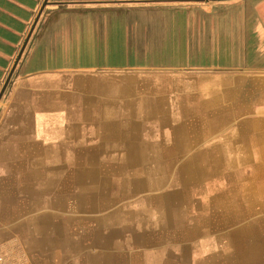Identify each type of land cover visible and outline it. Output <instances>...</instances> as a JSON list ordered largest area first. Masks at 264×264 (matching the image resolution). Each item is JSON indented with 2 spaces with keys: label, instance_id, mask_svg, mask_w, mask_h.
I'll use <instances>...</instances> for the list:
<instances>
[{
  "label": "crops",
  "instance_id": "obj_1",
  "mask_svg": "<svg viewBox=\"0 0 264 264\" xmlns=\"http://www.w3.org/2000/svg\"><path fill=\"white\" fill-rule=\"evenodd\" d=\"M15 66L0 264H264V0H0V94ZM67 172L73 192L53 191ZM114 173L125 200L112 205ZM134 212L150 237L119 231L143 225Z\"/></svg>",
  "mask_w": 264,
  "mask_h": 264
},
{
  "label": "bare ground",
  "instance_id": "obj_2",
  "mask_svg": "<svg viewBox=\"0 0 264 264\" xmlns=\"http://www.w3.org/2000/svg\"><path fill=\"white\" fill-rule=\"evenodd\" d=\"M77 150V149H76ZM117 153H113V151H112V157H119V156H122V157H127V158H132V155H130V154H126L125 152H126V150H115ZM152 151V150H151ZM161 151V150H160ZM168 151V150H167ZM152 153H154L153 151H152ZM212 153V152H211ZM119 154H122V155H119ZM125 154V155H124ZM174 154V153H173ZM172 154V155H173ZM176 154V153H175ZM264 154V153H263ZM262 154V155H263ZM154 155V154H153ZM152 155V156H153ZM171 155V156H172ZM186 155V154H185ZM261 155V156H262ZM159 156H161V155H159ZM177 156V155H176ZM163 158V157H162ZM172 158H174V156L172 157ZM171 158V159H172ZM227 158H228V156H227ZM246 159H247V157H245ZM245 159V160H246ZM165 160V159H164ZM220 160V159H219ZM253 160V159H252ZM175 161V160H174ZM199 161V160H198ZM131 163H132V161H131ZM220 163V162H219ZM226 163V162H225ZM169 164V163H168ZM187 164H188V162H187ZM102 165V164H101ZM104 165V164H103ZM215 165V164H214ZM227 165V164H226ZM251 165V164H250ZM262 165V164H261ZM93 166V165H92ZM106 166V165H105ZM183 166V165H182ZM252 166V165H251ZM257 166V165H256ZM100 167V166H99ZM131 167V166H130ZM202 167V166H201ZM199 168V167H192V169H188L189 171L191 170L193 173H195V174H202V171H200V169H202V168ZM217 167V166H216ZM259 167H261V166H259ZM258 167V168H259ZM104 168V167H103ZM166 168V167H165ZM182 168V167H181ZM153 169V168H152ZM183 169V168H182ZM204 169V168H203ZM255 169V168H254ZM257 169V168H256ZM161 170V169H160ZM170 170H173V169H170ZM185 170V169H184ZM260 170H261V175L263 174V170H262V167L260 168ZM59 171V170H58ZM83 171V170H82ZM84 171H85V169H84ZM181 171H183V170H181ZM158 172V171H157ZM239 172H241V171H239ZM238 171H237V173H239ZM56 173V172H55ZM151 173V172H150ZM149 173V174H150ZM164 173H165V171H164ZM192 173V174H193ZM54 174V173H53ZM67 174H68V172H67ZM107 174V173H106ZM105 174V175H106ZM240 174V173H239ZM63 175V174H62ZM81 175V174H80ZM109 175V174H108ZM176 175V174H175ZM190 175V174H189ZM209 175V174H208ZM246 175H247V172H246ZM264 175V174H263ZM64 176H67V175H64ZM70 176L71 175H69L68 174V178L67 179H64V180H61V179H58L57 181H53L52 183H53V187H52V189H53V191H60L61 193H72L73 192V188H75L74 187V185H73V180L72 179H69L70 178ZM77 176V175H76ZM163 176V175H162ZM240 176V175H239ZM78 177H80L79 175H78ZM161 177V176H160ZM171 177V176H170ZM207 176H205V178H206ZM210 177V176H209ZM219 177V176H218ZM244 177V176H243ZM94 178V177H93ZM155 178V177H154ZM177 178V177H176ZM204 178V177H203ZM220 178V177H219ZM258 178V177H257ZM256 178V179H257ZM106 179V178H105ZM216 179V178H215ZM222 179V178H221ZM236 179V178H235ZM77 180H81V178H78ZM96 180V179H95ZM206 180V179H205ZM211 180V179H210ZM261 180V179H260ZM99 181V180H98ZM121 179L118 177V175H115V173H114V175H113V177H112V205L113 204H118L122 199H124L125 198V195H123V194H120V192H122V191H124V188H122L121 190H119L120 188L117 186V185H119V186H122V184H121ZM174 181V180H173ZM256 181V180H255ZM263 181V180H262ZM84 182V181H83ZM209 184H211L209 181H207ZM224 182V181H223ZM251 182H253V180L251 181ZM79 183V182H78ZM85 183V182H84ZM90 183V182H89ZM105 183V182H104ZM109 183V182H108ZM164 183V182H163ZM238 183V182H237ZM254 183V182H253ZM162 184V183H161ZM149 185V184H148ZM153 185V184H152ZM223 185H224V183H223ZM81 186H83V185H81ZM85 186V185H84ZM161 186V185H160ZM164 186V185H163ZM170 186V185H169ZM104 187H106V186H104ZM108 187V186H107ZM149 187V186H148ZM168 187V186H167ZM176 187V186H175ZM153 188H155V187H153ZM208 188V187H207ZM45 189V188H44ZM89 189H91L90 187H89ZM165 189V188H164ZM168 189V188H167ZM88 190V189H87ZM108 190V189H107ZM110 190V189H109ZM117 190H119V191H117ZM129 190H130V188H129ZM163 190V189H162ZM161 190V191H162ZM207 191V190H206ZM104 192V191H103ZM159 192V191H158ZM220 192V191H219ZM239 192V191H238ZM242 192V191H241ZM107 193L109 194V192L107 191ZM134 193V192H133ZM148 193V192H147ZM153 193V192H152ZM101 194V193H100ZM146 194V193H145ZM150 194H151V192H150ZM193 194V193H192ZM70 195V194H69ZM199 195V194H198ZM214 195V194H213ZM235 195V194H234ZM57 196V195H56ZM74 196V195H73ZM154 196V195H153ZM159 196V195H158ZM211 196V195H210ZM215 196V195H214ZM100 197V196H99ZM131 197V196H130ZM150 197V196H149ZM157 197V196H156ZM199 197V196H198ZM216 197V196H215ZM223 197H224V194H223ZM46 198V197H45ZM43 199V198H42ZM68 200H66L65 202H62V201H60V202H57V204H56V206L57 207H59V208H63V207H67V208H73V207H75L76 205H75V203L71 200V199H69V198H67ZM134 199V198H133ZM246 199H248V198H246ZM125 200V199H124ZM147 200H153V199H147ZM146 199L145 200H142L143 202V204H147V201ZM221 200V199H220ZM234 200V199H233ZM252 200V199H251ZM171 201V198L169 199V197H166V198H161V199H159V204H168L169 202ZM175 201H177V200H175ZM209 201V200H208ZM45 202V201H44ZM122 202V201H121ZM214 202V201H213ZM260 202V201H259ZM149 203H150V201H149ZM219 203V202H218ZM221 203V202H220ZM243 203V202H242ZM251 203H252V201H251ZM152 204V203H151ZM170 204H172V203H170ZM176 204H179V205H182L180 202H177ZM184 204V203H183ZM223 204H225V205H227V206H230L231 205V202H223ZM244 204V203H243ZM201 205V204H200ZM119 206V205H118ZM121 206V205H120ZM81 208H84L85 209V211H87V212H92V213H94V211H93V209H94V206H93V203H92V200H91V198H85V200H83V202H82V207ZM120 208H122V207H120ZM174 208V207H173ZM189 208V207H188ZM250 208V207H249ZM263 208V207H262ZM37 209V208H36ZM118 209V208H117ZM191 209V208H190ZM207 209V208H206ZM255 209H257V208H255ZM41 210V209H40ZM49 210V209H48ZM74 210H77V209H74ZM203 210V209H202ZM214 210V209H213ZM175 211V210H174ZM39 212V211H38ZM107 212V211H106ZM221 212V211H220ZM219 212V213H220ZM37 213V212H36ZM46 213V212H45ZM121 213V212H120ZM144 213V212H143ZM143 213H139V212H134L133 213V220L134 221H137V219H136V217L137 218H141V220H142V222H144L143 223V225H140L139 224V226H137V227H133L132 228V224L134 223V222H131L129 225H127V227H124V228H121L119 231L121 232V233H124L125 231H136L137 232V234L135 233V234H132V232L129 234V239L130 240H134L135 239V237H141V236H147V237H150V232H149V228H147V227H149V225L146 227L147 229H145V226L147 225V223H148V221L150 220L149 218H147L148 217V215H147V217H145L144 215H143ZM188 213H190L189 211H188ZM208 213V212H207ZM251 213V212H250ZM86 214V213H85ZM104 214V213H103ZM209 214V213H208ZM220 214H222V213H220ZM246 215H251V214H248L247 212L245 213ZM31 215V214H30ZM62 215V214H61ZM74 215V214H73ZM82 215V214H81ZM101 215V214H100ZM109 215V214H108ZM127 215V214H126ZM177 215V214H176ZM258 215V214H257ZM34 216V215H33ZM36 216V215H35ZM75 216H76V214H75ZM151 216V215H150ZM179 216V215H178ZM199 216V215H198ZM239 216V215H238ZM242 216V215H241ZM256 216V215H255ZM111 217V216H110ZM24 218V217H23ZM35 218V217H34ZM42 218H43V216H42ZM99 218V217H98ZM164 218V217H163ZM239 218V217H238ZM60 219V218H59ZM113 219H114V217H113ZM151 219H152V217H151ZM154 219V218H153ZM213 219V218H212ZM215 219V218H214ZM28 220V219H27ZM58 220V219H57ZM140 220V219H139ZM239 220V219H238ZM258 220V219H257ZM49 221V220H48ZM99 221V220H98ZM212 221V220H211ZM214 221V220H213ZM229 221H231V220H229ZM36 222V221H35ZM90 222V221H89ZM113 222V221H112ZM124 222V221H123ZM201 222H203V221H201ZM228 222V221H227ZM238 222V221H237ZM251 223H249L250 224V232L246 229V230H243V233H239L240 235L239 236H242L243 238L244 237H248V236H250V233L252 232V229H253V225L255 224V222H253V221H250ZM183 222H172L171 223V225H174V228L175 227H179L180 226V224L181 225H184V224H182ZM84 224V223H83ZM191 224V223H190ZM30 225H31V223H30ZM86 225V224H85ZM89 225V224H88ZM91 225H94V224H92L91 223ZM136 225V224H135ZM197 225V224H196ZM195 225V226H196ZM215 225H218V224H215ZM225 225V224H224ZM25 226H26V224H25ZM157 226V225H156ZM210 226V225H209ZM229 226V225H228ZM261 226H262V231H260L261 232V236H264V219L263 218H261ZM27 227V226H26ZM96 227V226H95ZM154 227V226H153ZM219 227V226H218ZM54 228V227H53ZM62 228V227H61ZM99 228V227H98ZM186 228V227H185ZM211 228V227H210ZM30 229V228H29ZM52 229V228H51ZM63 229V228H62ZM191 229V228H190ZM217 229V228H216ZM219 229V228H218ZM234 229V228H233ZM85 230V229H84ZM112 230H113V228H112ZM235 230V229H234ZM260 230V229H259ZM54 233H57V232H59V230L58 229H56V228H54L53 230H52ZM87 232H90V233H92L93 232V226H90V227H87V230H86ZM101 231H102V229H101ZM140 232H143V234H141ZM190 232V231H189ZM212 232H214V231H212ZM228 232V231H227ZM234 232H236V231H234ZM241 232V231H240ZM145 233H148V234H145ZM164 233H166L165 231H164ZM229 233V232H228ZM162 234V233H161ZM174 234L177 236V234L176 233H174L173 232V234H172V237H174ZM238 234V233H237ZM85 235V234H84ZM83 235V236H84ZM93 235V234H92ZM95 235V234H94ZM230 235H231V233H230ZM235 235V234H234ZM42 236V235H41ZM59 236V235H58ZM122 237V234H118V233H115V232H113L112 231V248H116L117 247V243H115V241L116 240H118V238L119 237ZM163 236V235H162ZM39 237V236H38ZM63 237V236H62ZM127 237H128V235H127ZM194 237V236H193ZM203 237V236H202ZM230 237V236H229ZM44 238V237H43ZM91 238V237H90ZM163 238V237H162ZM235 238V237H234ZM88 239V238H87ZM120 239V238H119ZM161 239V238H160ZM177 239V238H176ZM30 240V239H29ZM40 240V239H39ZM50 240V239H49ZM178 240V239H177ZM196 240V239H195ZM61 241V240H60ZM172 241V240H171ZM200 241V240H199ZM254 241V240H253ZM257 241V240H256ZM30 242V241H29ZM29 242H26V243H29ZM56 242V241H55ZM63 242V241H62ZM159 242H161V240L159 241ZM159 242H158V244H159ZM196 242V241H195ZM202 242V241H201ZM260 243H261V241H259ZM89 243V242H88ZM96 243V242H95ZM143 243V242H142ZM182 243V242H181ZM52 244V243H51ZM78 244V243H77ZM172 244V243H171ZM206 244V243H205ZM256 244V243H255ZM231 245V244H230ZM99 246V245H98ZM111 246V245H110ZM135 246V245H134ZM151 246V245H150ZM195 246V245H194ZM241 246V245H240ZM247 246H248V244H247ZM251 246V245H250ZM264 246V245H263ZM28 247V246H27ZM89 247V246H88ZM179 247H181V246H179ZM225 247V246H224ZM237 247V246H236ZM260 247V246H259ZM98 248V247H97ZM151 248V247H150ZM26 249V248H25ZM30 249V248H29ZM86 249V248H85ZM100 249V248H99ZM168 249V248H167ZM206 249V248H205ZM223 249V248H222ZM221 249V250H222ZM228 249V248H227ZM258 249V248H257ZM37 250V249H36ZM64 250V249H63ZM180 249H178V251H179ZM206 250H208V249H206ZM219 250V249H218ZM239 250H240V248H239ZM244 250V249H243ZM30 251V250H29ZM41 251V250H40ZM168 251V250H167ZM166 251V252H167ZM203 251V250H202ZM261 251V250H260ZM259 251V252H260ZM32 252V251H31ZM52 253H55L54 251H51ZM61 252H63V251H61ZM65 252H66V250H65ZM126 252V251H125ZM140 252V251H139ZM181 252H183V251H181ZM204 252V251H203ZM202 252V253H203ZM30 253V252H29ZM33 254H34V252H32ZM38 253V252H37ZM48 253V252H47ZM146 253V252H145ZM171 253V252H170ZM169 252H168V254H170ZM242 253V252H241ZM253 253V252H252ZM73 254V252H71L70 250H68L67 252H66V255H72ZM190 254V253H189ZM204 254V253H203ZM229 254H230V252H229ZM47 255V254H46ZM143 255V254H142ZM174 255V254H173ZM211 255V254H210ZM218 255V254H217ZM224 255H225V253H224ZM260 255V254H259ZM28 256V255H27ZM34 256H36V255H34ZM90 256V255H89ZM190 256V255H189ZM30 257V256H29ZM37 257V256H36ZM48 257V256H47ZM133 257V256H132ZM212 257H213V255H212ZM258 257V256H257ZM141 258V257H140ZM147 258H149V257H147ZM232 258V257H231ZM238 258V257H237ZM191 259V258H190ZM259 259V258H258ZM262 259V258H261ZM260 259V260H261ZM49 260V259H48ZM101 260V259H100ZM113 260V259H112ZM117 260H119V259H117ZM221 260V259H220ZM232 260V259H231ZM230 260V261H231ZM238 260V259H237ZM259 260V261H260ZM18 261H20V259L18 260ZM246 261V260H245ZM262 261V260H261ZM260 261V262H261ZM141 262V261H140ZM216 262V261H215ZM228 262V261H227ZM233 262V261H232ZM253 262V261H252ZM258 262V261H257ZM22 263V262H21ZM97 263V262H96ZM100 263V262H99ZM102 263V262H101ZM148 263V262H147ZM234 263H236V262H234ZM233 263V264H234ZM255 263V262H254ZM146 264V263H145ZM221 264H223V263H221ZM225 264V263H224ZM255 264H257V263H255ZM263 264V263H262Z\"/></svg>",
  "mask_w": 264,
  "mask_h": 264
},
{
  "label": "water",
  "instance_id": "obj_3",
  "mask_svg": "<svg viewBox=\"0 0 264 264\" xmlns=\"http://www.w3.org/2000/svg\"><path fill=\"white\" fill-rule=\"evenodd\" d=\"M24 49H25V46H24V48L22 49V51H21V53H20V55H19V60H20V58L22 57V54H23V52H24ZM15 68H16V66H15V67L13 68V70L10 72V74H9V76H8L6 82H5V85H4V87H3V90H2V92H1V94H0V100L2 99V97H3L4 93H5V90H6L8 84H9V82H10V80H11V77H12V75H13V73H14Z\"/></svg>",
  "mask_w": 264,
  "mask_h": 264
},
{
  "label": "rangeland",
  "instance_id": "obj_4",
  "mask_svg": "<svg viewBox=\"0 0 264 264\" xmlns=\"http://www.w3.org/2000/svg\"><path fill=\"white\" fill-rule=\"evenodd\" d=\"M180 197H184V196H180Z\"/></svg>",
  "mask_w": 264,
  "mask_h": 264
}]
</instances>
